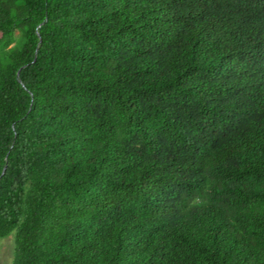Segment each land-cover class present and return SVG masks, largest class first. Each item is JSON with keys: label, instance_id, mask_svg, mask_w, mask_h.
I'll use <instances>...</instances> for the list:
<instances>
[{"label": "trees", "instance_id": "1", "mask_svg": "<svg viewBox=\"0 0 264 264\" xmlns=\"http://www.w3.org/2000/svg\"><path fill=\"white\" fill-rule=\"evenodd\" d=\"M11 234V264H264V0H0Z\"/></svg>", "mask_w": 264, "mask_h": 264}, {"label": "rangeland", "instance_id": "2", "mask_svg": "<svg viewBox=\"0 0 264 264\" xmlns=\"http://www.w3.org/2000/svg\"><path fill=\"white\" fill-rule=\"evenodd\" d=\"M18 35V32H16ZM14 249V236L11 234L0 240V264H11Z\"/></svg>", "mask_w": 264, "mask_h": 264}, {"label": "water", "instance_id": "3", "mask_svg": "<svg viewBox=\"0 0 264 264\" xmlns=\"http://www.w3.org/2000/svg\"><path fill=\"white\" fill-rule=\"evenodd\" d=\"M20 81V80H19ZM4 172V171H3Z\"/></svg>", "mask_w": 264, "mask_h": 264}]
</instances>
